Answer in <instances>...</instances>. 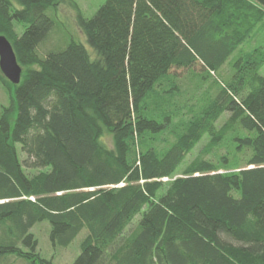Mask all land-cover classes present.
<instances>
[{
	"label": "trees",
	"instance_id": "16d2710c",
	"mask_svg": "<svg viewBox=\"0 0 264 264\" xmlns=\"http://www.w3.org/2000/svg\"><path fill=\"white\" fill-rule=\"evenodd\" d=\"M63 5L92 53L44 50ZM261 26L264 0H106L91 18L74 0H0L23 70L18 85L0 70L15 93L0 264H53L32 233L44 222L54 247L86 232L73 264H264V49H241Z\"/></svg>",
	"mask_w": 264,
	"mask_h": 264
},
{
	"label": "rangeland",
	"instance_id": "374dc122",
	"mask_svg": "<svg viewBox=\"0 0 264 264\" xmlns=\"http://www.w3.org/2000/svg\"><path fill=\"white\" fill-rule=\"evenodd\" d=\"M78 3L80 8L82 9L84 15L88 18L94 16V14L98 11V9L106 2V0H74ZM59 19H60V30L59 35L55 36L56 40H60L59 43L53 42L52 39L46 43V48L44 50H57L60 47H64L68 41L72 38L80 40L89 52H93L90 46L87 44L86 38L82 34L81 30L77 26L76 23V13L69 6H61L58 10ZM17 24V23H16ZM22 25L17 24V31L21 34L23 33ZM50 47V48H49ZM258 48L264 49V26H261L257 29V31L253 34V36L241 47V49L245 52H253ZM236 56V55H235ZM234 56V57H235ZM233 57V58H234ZM203 66L198 63L196 65V70L202 71ZM180 78H186L189 76V72L185 69H180L173 71ZM260 74L264 76V66L260 70ZM15 98V93H9L4 86L0 83V111L3 107H8L12 104V100ZM104 141L108 146H112V140L110 137H105ZM207 143L205 139L204 143H202L197 149L190 155L186 162L179 168V173L190 164L199 154L201 148L204 144ZM19 152H21L20 146H18ZM165 182H169V179H164ZM50 232L51 225L48 222L37 224L33 229L32 233L36 236L39 241V251L43 258L47 260H52L53 264H73L77 257L81 253V242L85 237L86 232L83 231L81 234L73 241V243L67 248L54 247L50 241ZM11 264H22L21 262H16L13 258L9 261Z\"/></svg>",
	"mask_w": 264,
	"mask_h": 264
},
{
	"label": "water",
	"instance_id": "95a60500",
	"mask_svg": "<svg viewBox=\"0 0 264 264\" xmlns=\"http://www.w3.org/2000/svg\"><path fill=\"white\" fill-rule=\"evenodd\" d=\"M0 70L4 77L14 85L21 82L20 66L12 44L5 36H0Z\"/></svg>",
	"mask_w": 264,
	"mask_h": 264
}]
</instances>
